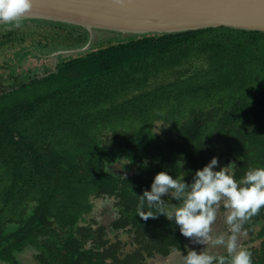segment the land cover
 Wrapping results in <instances>:
<instances>
[{
	"label": "trees",
	"instance_id": "1",
	"mask_svg": "<svg viewBox=\"0 0 264 264\" xmlns=\"http://www.w3.org/2000/svg\"><path fill=\"white\" fill-rule=\"evenodd\" d=\"M29 21L50 32L41 48L89 43L82 27L21 24ZM3 39L0 50L24 44L28 35L9 30ZM94 47L61 60L45 77L32 70L19 76L12 66L0 77L11 82L0 84L2 263L22 264L16 254L28 248L32 264H147L173 249L187 255L190 240L172 221L137 215L154 177L168 171L191 183L213 157L217 171L232 164L237 181L264 167V32L129 35ZM123 160L134 173L114 172ZM97 199L113 201L109 225L91 218ZM244 229L254 264H264V208Z\"/></svg>",
	"mask_w": 264,
	"mask_h": 264
},
{
	"label": "clouds",
	"instance_id": "2",
	"mask_svg": "<svg viewBox=\"0 0 264 264\" xmlns=\"http://www.w3.org/2000/svg\"><path fill=\"white\" fill-rule=\"evenodd\" d=\"M32 7L33 0H0V24L21 27L22 17ZM231 165L217 171L219 158L213 157L195 172L191 183L185 177L173 178L168 171H162L154 177L151 190L139 196L137 215L141 219L164 216L192 244L207 246L197 252L186 245L183 264H254L253 253L239 243V238L247 234L244 225L264 208V167L250 168L237 181L229 171ZM165 196L178 203H168V199H163ZM221 201L228 210L225 223L230 235L227 239L223 234L215 237L212 234ZM209 244L223 246L227 255L209 254Z\"/></svg>",
	"mask_w": 264,
	"mask_h": 264
},
{
	"label": "water",
	"instance_id": "3",
	"mask_svg": "<svg viewBox=\"0 0 264 264\" xmlns=\"http://www.w3.org/2000/svg\"><path fill=\"white\" fill-rule=\"evenodd\" d=\"M22 20L78 26L92 37L95 31L142 36L221 27L264 32V0H33ZM91 39L74 52L90 50Z\"/></svg>",
	"mask_w": 264,
	"mask_h": 264
},
{
	"label": "rangeland",
	"instance_id": "4",
	"mask_svg": "<svg viewBox=\"0 0 264 264\" xmlns=\"http://www.w3.org/2000/svg\"><path fill=\"white\" fill-rule=\"evenodd\" d=\"M1 25V24H0ZM20 29L24 31L28 35L27 41L20 45L16 46L14 48L9 49H3L0 50V77L1 76H8L11 74V71H8L7 68L9 66L14 67L15 74L22 75L29 70H32L35 74V76L38 77H45L51 72H55L57 64L61 60H68L70 58H76L80 55H85L88 51L83 52H74L79 49H83L86 46H83L81 48H72V49H59L58 47L55 49H52V46L50 50L44 49L39 47L38 45L41 43L43 45H47L49 40L45 37L50 32H46L43 29H41L37 24L33 22H27L25 24H21V27L16 28L13 26H5L0 27V41L4 40L3 35L7 34L9 30H16ZM90 35V39H91ZM129 35H121L117 33H110L105 31H95L93 34V37L91 39V47L95 46L94 50L98 49L99 47H107L110 44H116L119 41H124ZM74 42H68L65 43L66 46L73 45ZM90 47V49H91ZM31 51V54L25 55L26 51ZM52 52H49L51 51ZM9 72V73H8ZM10 77H7V80L9 81ZM0 80V84H1ZM11 82H4L2 83L3 87H9ZM114 172H119L122 174H132L134 173L135 168L132 166V164L128 163V161H122L120 164H115L113 166ZM112 170V171H113ZM95 203V209L94 213L92 214V217L97 220L102 225H109L111 220L113 219V215L115 216V210L113 209V201L108 200H102L97 199L94 201ZM224 201H221L219 212L217 215V220L215 224L213 225V237L219 236L223 234L225 238L230 235L228 231V226L225 223L226 219V213L227 209L223 208ZM114 237V235H113ZM122 241L127 242L128 238L127 235H124L121 238ZM249 240L246 235H241L239 238V243L241 245L245 246V241ZM113 241L115 239L113 238ZM188 249H194L197 252L204 250L207 246L206 245H199V244H192L191 241L187 243ZM249 246V245H248ZM258 247L259 242H256L254 244H251V247ZM133 246L128 245L125 247L124 251L128 252L131 251ZM207 251L209 254L213 255H222L226 253V249L223 246L218 247H212L211 244H209ZM34 250L31 248H28L25 252L16 254L17 259L22 264H32L33 263V257H34ZM0 264H5L0 262ZM147 264H183V255L180 252H174L172 255H170L166 259L162 258H151L147 261Z\"/></svg>",
	"mask_w": 264,
	"mask_h": 264
}]
</instances>
